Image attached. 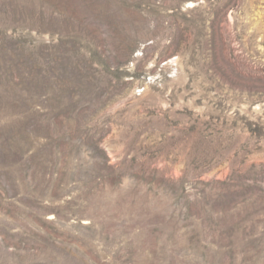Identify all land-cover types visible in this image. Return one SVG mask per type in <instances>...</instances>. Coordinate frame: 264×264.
<instances>
[{
  "label": "rangeland",
  "instance_id": "obj_1",
  "mask_svg": "<svg viewBox=\"0 0 264 264\" xmlns=\"http://www.w3.org/2000/svg\"><path fill=\"white\" fill-rule=\"evenodd\" d=\"M0 264H264V0H0Z\"/></svg>",
  "mask_w": 264,
  "mask_h": 264
}]
</instances>
